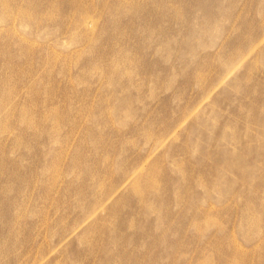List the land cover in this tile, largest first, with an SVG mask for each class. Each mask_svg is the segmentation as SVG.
Here are the masks:
<instances>
[{
  "label": "rangeland",
  "instance_id": "1",
  "mask_svg": "<svg viewBox=\"0 0 264 264\" xmlns=\"http://www.w3.org/2000/svg\"><path fill=\"white\" fill-rule=\"evenodd\" d=\"M0 264H264V0H0Z\"/></svg>",
  "mask_w": 264,
  "mask_h": 264
},
{
  "label": "bare ground",
  "instance_id": "2",
  "mask_svg": "<svg viewBox=\"0 0 264 264\" xmlns=\"http://www.w3.org/2000/svg\"><path fill=\"white\" fill-rule=\"evenodd\" d=\"M13 20H15V19H13ZM34 44V43H33ZM253 49V48H252ZM169 138V137H168ZM139 170V169H138ZM136 172V171H135ZM133 175H134V173H133Z\"/></svg>",
  "mask_w": 264,
  "mask_h": 264
}]
</instances>
